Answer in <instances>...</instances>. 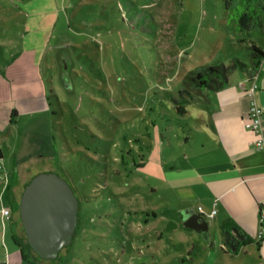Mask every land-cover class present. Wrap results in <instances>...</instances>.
I'll use <instances>...</instances> for the list:
<instances>
[{
	"label": "rangeland",
	"instance_id": "obj_1",
	"mask_svg": "<svg viewBox=\"0 0 264 264\" xmlns=\"http://www.w3.org/2000/svg\"><path fill=\"white\" fill-rule=\"evenodd\" d=\"M252 1L0 0V197L8 203L9 183L19 203L24 184L55 173L78 201L71 243L53 260L31 251L19 211L13 234L0 217V264H213L222 256L217 227L204 239L180 223L181 192L171 187L183 173L170 166L184 163L195 111L179 114L174 100L189 71L233 58L250 64L255 42L237 25L245 10L256 17ZM169 222L177 228L166 232ZM182 250L187 261L176 256Z\"/></svg>",
	"mask_w": 264,
	"mask_h": 264
},
{
	"label": "crops",
	"instance_id": "obj_2",
	"mask_svg": "<svg viewBox=\"0 0 264 264\" xmlns=\"http://www.w3.org/2000/svg\"><path fill=\"white\" fill-rule=\"evenodd\" d=\"M249 33L264 53V33ZM255 84V99L263 111L264 142V58L258 64ZM250 85L247 76L234 74L225 89L204 93V101H191L185 115L195 111L194 126L188 125L194 129L193 137L184 143V163L178 167L171 159L170 168L183 173L173 179L171 187L176 194L181 192L177 209L181 225L182 215L199 214L205 219L213 209L216 211L212 219H206L209 231L217 227L226 245L218 250L222 256L218 259L217 255L213 264H264V220L259 221V212L264 209V146L258 149L255 135L244 128L250 101L245 89ZM10 186L8 183L5 192L12 203L16 200ZM199 202L194 208L193 204ZM10 227L12 231L11 224ZM247 247L249 251L244 250ZM244 251L249 259L242 258ZM184 253L182 250V255L176 256L187 261Z\"/></svg>",
	"mask_w": 264,
	"mask_h": 264
},
{
	"label": "water",
	"instance_id": "obj_3",
	"mask_svg": "<svg viewBox=\"0 0 264 264\" xmlns=\"http://www.w3.org/2000/svg\"><path fill=\"white\" fill-rule=\"evenodd\" d=\"M78 201L69 184L55 173H42L25 185L19 202V216L27 244L43 260H53L71 243L77 224ZM182 226L204 239L209 223L199 214L182 215ZM177 228L169 222L166 232Z\"/></svg>",
	"mask_w": 264,
	"mask_h": 264
},
{
	"label": "trees",
	"instance_id": "obj_4",
	"mask_svg": "<svg viewBox=\"0 0 264 264\" xmlns=\"http://www.w3.org/2000/svg\"><path fill=\"white\" fill-rule=\"evenodd\" d=\"M227 8L233 5L235 0H223ZM248 4H252V0ZM255 13L253 14L245 10L238 20L237 27L240 31L252 32L260 31L264 33V0H258ZM262 11V12H261ZM250 51V64L240 62L238 59L233 58L229 64H216L213 66H203L201 68L189 71L183 80L182 88L179 90V100H174L176 104V111L181 114H186V106L193 100L204 101V93H216L229 86L230 77L237 71L245 72L248 82L252 83L258 68V64L264 58V53L254 44L250 43L248 46ZM1 160V153H0ZM8 206L11 212L19 211V203L8 202ZM223 233H226V228L222 227ZM13 234V232H12ZM13 240L19 245L21 250V256L23 261H29V252L25 250L24 246L20 243L15 235ZM32 251V250H31Z\"/></svg>",
	"mask_w": 264,
	"mask_h": 264
},
{
	"label": "built area",
	"instance_id": "obj_5",
	"mask_svg": "<svg viewBox=\"0 0 264 264\" xmlns=\"http://www.w3.org/2000/svg\"><path fill=\"white\" fill-rule=\"evenodd\" d=\"M245 93L247 94L250 101H249L248 115L244 122V128L255 135V146L258 149H262L264 146V142L261 134L263 111L261 107L257 104V101L255 99V93H256L255 78L251 83V85L247 89H245ZM0 176H1V172H0ZM197 210L198 212L202 211L200 207H198ZM215 212L216 211L213 209L208 215L204 216L205 219H212L215 215ZM0 217L3 222L8 221L11 218L10 208L2 200V197H0ZM263 220H264V209H262L259 212V221L263 222Z\"/></svg>",
	"mask_w": 264,
	"mask_h": 264
}]
</instances>
